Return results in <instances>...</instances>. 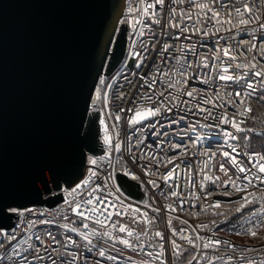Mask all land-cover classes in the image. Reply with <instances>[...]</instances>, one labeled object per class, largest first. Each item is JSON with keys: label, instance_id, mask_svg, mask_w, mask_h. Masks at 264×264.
Instances as JSON below:
<instances>
[{"label": "built area", "instance_id": "1", "mask_svg": "<svg viewBox=\"0 0 264 264\" xmlns=\"http://www.w3.org/2000/svg\"><path fill=\"white\" fill-rule=\"evenodd\" d=\"M154 2V0H152ZM207 2L212 7L221 11L222 16L227 9L231 11L230 5L235 3L239 5V0H193V3ZM252 3L253 0H248ZM256 5H260V0H254ZM141 0H124V8L120 21L127 19L134 21L136 19H147L145 17H137L135 9L140 6ZM168 5H172L177 8V15L181 11L190 12L192 21L197 19V12L199 11L194 6L189 9L188 0H183L182 3L177 2L173 5V0H165V9ZM129 7L133 8V11L129 13ZM160 12L157 9V15L162 16L161 24H152L151 20L147 21V27L142 24L137 25V33L133 35V28L131 24L126 25V48L125 57L130 50V43L132 41L143 40L147 46L148 51L143 52L138 47L137 50L142 51L143 64L140 68H136L135 64L139 63V60L134 58L123 59L122 63L110 76H104L106 82L111 85V88H105L104 91L108 93L109 104L107 107H101L100 102H97V109H99V115L101 118L105 117L106 113H111L114 116L117 113L121 115V121L119 122V131L121 142L123 144L125 133L131 138V145L133 146V152L136 159L133 160L127 151H123L121 154L112 152L102 162L101 167L98 169V177L93 178L95 184L102 185L107 181V190L101 188L97 192L102 200L106 202L100 205V210L108 209L106 213L101 215V212L97 213V217L101 220L105 219V216L111 215V219L104 225H97L94 220L84 221L88 224L87 229H83L81 218L76 216L75 213L66 210L64 204V197L67 193L64 190H60L63 200L55 206L47 207L42 206H30L27 207L30 211L25 212L23 216H20L14 226L8 231L15 234L23 244L25 239L30 238V242L35 243L36 236L42 235L47 232H51L57 241L64 242L65 235L70 236L75 241L74 245H69L67 253L59 246V244H53L51 238L45 237V241L49 246L51 252L53 248L59 249L63 259L71 260L76 257V264H131L129 257L132 260L151 259L148 257L149 252H159V247L149 246V242L152 245L156 244V240L153 233L156 230L165 234V258L171 261V264H187L188 261H192V264H201L200 251L203 248V244L207 243V238L221 239L234 243L237 245V251L240 247L247 246L249 248L254 247L259 250L264 248V243H254L250 241V237L244 234L237 235L240 232V225L243 223V219L247 218L253 222H256L257 217L250 215L252 211L258 214H262L261 218H264V206L259 201V196L264 194V183L259 180L249 177L248 181L237 180V184L241 188H246L247 191L240 193L233 190L231 186L227 191L230 195L223 194V188L212 184L211 182H204L203 177L205 172L210 175L220 177V181H224L229 177L236 179L237 176H243V173H238L230 163V158L223 156L224 151H228L230 156H235L242 164L249 165V156L251 152L264 153L263 149H251L245 148V137L252 135L260 137L263 133L262 129H256L250 127V122L254 112V102L264 93V90L256 88V92L252 94L251 99L247 102L246 106L250 105L252 111L246 112L243 116L234 115L238 112V108L229 104L228 96L224 95L225 91L234 93L237 91L247 92L245 80L247 79V71L242 69L229 70V74L241 75L242 79L239 82L236 81H220L218 76L215 75V71L211 68L204 69L203 67H197L202 63V57H210L213 52L219 51L221 45H224L229 36L232 38V43H240L241 47H238L236 51L241 53L240 61L245 62L243 50L248 48L247 41L250 39L248 31L240 28H232L231 25H225L221 27L219 32H215L212 29H205V32L211 31V35L201 34L198 31H191L192 22L187 21L185 18H180L175 21L177 27L170 26V22L167 16V11ZM204 15L203 12L200 13ZM211 15V13H208ZM235 16V13H232ZM119 21V25L121 24ZM182 25L185 31L181 32L179 26ZM249 27H254L249 26ZM225 28H232L231 32H226ZM139 31H143L145 35L139 36ZM261 31L257 30L253 33L255 39H252V43L256 45H264V39H261ZM165 45L168 46V51H164ZM189 49H193L190 51ZM259 47L256 52L258 53ZM249 52V56L252 55ZM185 55L187 60L193 64L195 73L189 72L186 79L189 82L184 85L189 90L195 88L199 90L201 96L207 94L212 103L202 105V107L213 112L214 118L204 119L207 112H200L198 109L190 114L184 104H179V101H171L166 95L163 102L168 103V106L172 108V111H164L158 118H149V121L142 122L143 128L134 132L131 126L127 125V113L121 112V109L132 108L141 93L151 92L152 89L145 87V82L150 79H157V83L154 85V89L159 92L166 91L167 77L165 74L169 73L170 68L177 66L176 57ZM227 62L228 58H223ZM257 61L260 64H264V56L257 55ZM183 62V61H181ZM208 73H212L214 76L210 78ZM255 79V78H253ZM207 81V82H206ZM249 82H252L249 80ZM258 83V80L256 81ZM219 91L223 99H217L215 92ZM155 99V98H154ZM183 99L189 106H193L192 102L187 96ZM243 99V97H241ZM179 104V107L177 105ZM223 105V107H220ZM222 112H226L229 117V123L224 124L219 120V116ZM236 119V122L241 125L245 131L237 132L231 125V119ZM106 123L111 125L116 123L113 119H106ZM99 144L103 153L97 155H88L94 159H98L105 155L106 146L103 141V126L99 124ZM195 127V131H189L191 127ZM139 127V126H137ZM251 129V131H248ZM225 131L232 133L237 137L236 139H225ZM186 133V134H185ZM199 137V139H198ZM136 138L142 140V144L136 146ZM231 144L236 148V152H232V149L228 147ZM179 145L177 148L176 146ZM171 146V147H170ZM167 156L169 159L175 156L177 159L173 160L171 164L167 165V168L161 167L159 163H156V157L161 161ZM111 160V164L108 163ZM179 163L180 167L174 171L173 178L165 183L157 175L149 176L147 170L150 168L152 172H166L169 169L175 168ZM225 164L228 169L227 175L220 171L219 165ZM93 167L86 161V168ZM125 171H130L132 175L137 176L139 179L133 180L132 175H125ZM258 170H254L255 172ZM115 173L123 174L127 179L136 182L141 192L144 195V201L139 202L125 196L118 188L115 180ZM149 179L156 180L158 187H153L148 184ZM205 183V187H199L201 183ZM75 185H73L74 187ZM171 192H177V196H172ZM211 193V194H209ZM252 193V199L257 202L254 205H249L243 210V218L240 213H236L234 210L239 206L236 201L240 200L242 196H247ZM86 196V193H85ZM119 201L117 208L119 209L123 205L126 215L116 216L108 205L113 201ZM219 202L221 207L215 208L214 205ZM172 204V208L169 209L168 205ZM213 205V206H210ZM91 207V206H88ZM139 208L140 212H133L131 209ZM155 208H160V212H155ZM229 209L232 211L229 212ZM228 213L227 216H221L217 213ZM142 214H146L147 217L152 219L151 224L145 223L141 218ZM68 216V220H64V216ZM171 220V227L168 226V221ZM50 220L51 223H44L43 221ZM28 221L35 222V226L28 228ZM68 223L69 229L72 226L77 227L85 232H92L96 229L97 233L103 231L112 232L113 235L127 237L126 233L119 232V224H125L128 227L135 230V235L130 238L133 240L134 245L137 246L135 251L126 248L123 244L108 240L106 237L101 238L98 235H93V244L101 245L105 248L106 254L116 256V260H107V257H100L98 250H90L87 243L77 234L72 233L68 229L62 227L63 224ZM113 223L117 224V228L113 229L111 226ZM173 230L176 231L175 237H173ZM264 228H259L258 233L263 231ZM147 231L149 235H142ZM136 235L140 236V240L136 241ZM183 237L193 238L196 245L199 247L195 250L187 243ZM176 239L177 243L182 245L183 249H187L183 255L179 258L172 256V249L170 241ZM2 239V238H0ZM8 241L5 240L3 244H0V264H10L7 259V253L11 252V248L8 247ZM15 244V241L12 242ZM114 245V247H113ZM26 247V245H25ZM219 254L224 255L228 249V245L221 244L218 246ZM41 255L44 252L41 251ZM55 258L56 253L52 252ZM209 255L211 253L209 252ZM195 258V259H194ZM155 264V262H154ZM219 264V262H217ZM224 264H231L228 261L227 256L224 255Z\"/></svg>", "mask_w": 264, "mask_h": 264}, {"label": "snow or ice", "instance_id": "2", "mask_svg": "<svg viewBox=\"0 0 264 264\" xmlns=\"http://www.w3.org/2000/svg\"><path fill=\"white\" fill-rule=\"evenodd\" d=\"M177 2L182 3L183 0H173V5ZM189 9L193 6L198 9L197 19L192 21V16L190 12L181 11L179 15H177V8L168 5L167 10L165 9V0H141L140 6L135 9L137 17H145L147 19H136L134 21H129L124 19L120 21L122 24H131L133 28V35H135L138 31L137 25L142 24L147 27V21L151 20L152 24H161L162 16L157 15V9L160 12L167 11V16L170 22V26L176 28L178 25L175 23L176 20L180 18H185L187 21L192 22V28L189 29L191 31H198L199 33L211 35V31L205 32V29H212L215 32H219L221 27L225 25H231L232 28H243V30L248 31L250 35V39L247 41L248 48L243 50V54L245 57V62H239L241 53L236 51L238 47H241L240 43L236 44L232 43V38L229 36L228 41L221 45L219 51L213 52L210 57H202V63L197 65V67H203L204 69H213L215 71V75L218 76L220 81H236L239 82L242 79L243 73L241 75L229 74V70L232 69L235 72V69H242L247 71V79L245 80L247 92H234L229 93L225 91L224 95L228 96V103L236 106L238 108V112L234 115L243 116L246 112L250 113L252 111L250 105L246 106L247 102L251 99L252 94L256 92V88H260L264 90V64H260L257 61V55L264 56V45H256L252 43V39H255L253 33L257 30L261 31V39H264V0H260V5H256L253 2L249 3L248 0H239V5L233 3L229 7L231 11L225 10L224 15L222 16L221 11L217 8L212 7L207 2L201 3H193V0H188ZM133 11L132 7H129V13ZM203 12L204 15L201 16L200 13ZM235 13V16L232 13ZM211 13V15H208ZM254 27H249L253 26ZM232 28H225L226 32H231ZM179 30L181 32L185 31V28L180 25ZM116 28L113 27L109 32V39L106 40L105 49L103 51H97L95 53L96 56L99 57L101 63L95 64L93 61L92 65V74L91 78L93 81H98V83H93L91 85L85 86V91L83 92V104L84 107L80 110L79 113V124L77 126V134L81 137V151H80V161L77 163L76 160H69L66 162V167L69 170V174L67 177H60L59 179H63L64 182L68 185L65 189L67 193L66 197H64V204L66 206L67 211H71L75 213L76 216L81 218V223L83 225V229L88 228L87 223H83L84 221L94 220L97 225H104L108 220L111 219V215L105 216V219L101 220L97 217V213L101 212L100 205L104 204L106 201L102 200L99 196H97V192L101 190V188L107 190L108 184L105 181L102 185L95 184L94 179L98 177V169L101 167L102 162L108 157L112 152L117 154H121L123 151H127L129 156L132 157L133 160L136 159L135 153L133 152V146L131 145V138L127 136L125 133L124 142L122 144L120 131H119V122L121 121L120 113L112 116L111 113H106L104 118H101L99 115V109H97V102H100L101 107H107L109 104L108 93L104 91L105 88H111L105 77L101 75V68L103 67V60L108 56L109 51H111L113 57L116 55V46L119 44V37L116 36ZM145 33L143 31H139V36L143 37ZM109 45H113L111 49H109ZM130 50L127 53L125 59L134 58L135 60H139V63L135 64L136 68H140L143 64L142 60V51L137 50L138 47L143 50V52H147L148 48L144 44L143 40H140L137 44V41H132L130 43ZM257 47H259L258 53L256 52ZM193 51V49H189ZM164 51H168V46L165 45ZM249 52L253 54L249 56ZM227 57L228 60L225 62L223 58ZM177 66L170 68L169 73L165 74L167 77V85L166 91L159 92L154 89V85L158 82L157 79L153 78L145 82V87L152 89L151 92L141 93L136 104L132 108L121 109V112L127 113V125L131 126L134 132L140 130V128L144 127L142 122L149 121V118H158L163 114L164 111H172V108L168 106V103L171 101H179V104H184L187 108L188 112L191 114L194 109H198L200 112H207V115L204 119L214 118L213 112L202 107V105H206L212 103L211 99L204 94L201 96L199 90L193 88L189 90L187 87H184L189 80L186 79L188 77L189 72L195 73V69L193 64L190 63L185 55H180L176 57ZM183 61V62H181ZM210 78L214 79L212 73H208ZM255 78V79H253ZM251 80L252 82H249ZM258 80V83L256 81ZM207 82V81H206ZM94 93V98H93ZM168 96L170 98L168 103L163 102V97ZM217 99H223L220 95V92H215ZM184 96H187L189 100L192 102L193 106H189L185 100ZM243 97V99H241ZM155 98V99H154ZM179 104L177 107H179ZM223 107V105H220ZM111 118L116 123L108 125L106 123V119ZM97 120L99 124L103 126V141L106 146L105 155L99 157L98 159H94L91 156L87 158L88 164L93 167L84 168L83 166V149H88L92 151L91 142L94 141L97 131ZM219 120L227 124L229 123V117L226 112H222L219 116ZM151 122V121H149ZM231 125L237 132H243L245 129L241 127L240 124L236 122V119L233 117L231 119ZM139 126V127H137ZM189 131H195V127H191ZM251 131V129H248ZM186 134V133H185ZM264 134V133H262ZM225 139H236L234 134L228 133L225 131ZM199 139V137H198ZM247 140L248 138L245 137ZM143 142L139 138H136V146L141 145ZM171 147V146H170ZM177 148L179 145L176 146ZM229 148L232 149V152H236V148L231 144L228 145ZM247 148V145H245ZM223 156L225 158H230L231 165L236 168L238 173H243V176H237L236 179L229 177L224 181H220V177L210 175L205 172L203 180L204 182H211L214 185L220 186L223 188L224 195H230L227 191L228 187L231 186L236 192H246V188H241L237 184V180H244L251 183L249 177L252 176L253 179L259 180L261 183H264V153L260 152H251L249 156V165L242 164L235 156H230L228 151L223 152ZM175 156L170 159L165 156V159L161 161L158 157H156V163H159L161 167L167 168L168 164H171L173 160H176ZM108 163L111 164V160H108ZM179 163L176 164L175 168L169 169L166 172H152L149 168L147 170V174L149 176L157 175L160 179H162L165 183H168L172 178L174 171L179 169ZM220 171L224 172L227 175L228 169L225 167L224 163L219 165ZM50 172H53V183L59 188V179L56 177L53 169H47ZM254 170H258L254 174ZM45 169H39L33 176L32 182L29 188V192L35 194L37 197L40 196L41 190L36 187V182L44 185L43 191L47 192L49 189L47 188V181H45L43 173ZM125 175H132L130 171H125ZM133 180L139 179L137 176L132 175ZM78 181V182H77ZM202 182L199 187L204 188L205 183ZM148 184H151L153 187H158L156 180L149 179L147 181ZM73 185H75L73 187ZM86 193V196H85ZM211 194V193H209ZM172 196H177V192H171ZM252 193H249L247 196H242L240 200H237L236 203L239 205L234 211L236 213L241 214V218H243V210H245L249 205H254L257 201L252 199ZM25 195L22 193L19 196L9 197L2 191H0V244H3L5 240H7L8 247L11 248V252L7 253V259L10 261V264H76V257H73L71 260H65L62 258L59 249L53 248L52 251H49V246L45 241V237L51 238V242L53 244H59L67 253L69 245H74L75 241L72 240L70 236L65 235L64 242L61 243L57 241L56 238L52 235L51 232L44 233L42 235H37L35 240L36 242H30V238L25 239L23 244L20 243L17 236L8 231L6 225L8 221L13 220L14 218L19 219L20 216H23L25 212H29L30 210L26 205L20 203V199L24 198ZM259 201L262 206H264V194L259 196ZM119 201H113L108 205V208H111L116 216L126 215L124 212L123 205L120 208H117ZM91 206V207H88ZM210 206H213L210 204ZM172 204L168 205V208L171 209ZM215 208H220L221 205L217 202L214 205ZM108 209H104L101 212V215L106 213ZM133 212H140L139 208L131 209ZM155 212H160V208H155ZM232 210L229 209V212ZM218 215L227 216L228 213L218 212ZM252 216H256V222H253L247 218L243 219V223L240 225V232H237V235H247L250 238H256L258 236V229L264 228V218H261L262 214H258L255 211L250 213ZM142 219H144L146 225L152 223V219L147 217L146 214H142ZM64 220H68V216H64ZM44 223H51L53 221L45 220ZM28 228H32L35 226V222L28 221ZM171 220L168 221V226L171 227ZM64 229L70 230L72 233H77L88 245L90 250H98V255L100 257H107V260H116V256L111 254H106L105 248L98 244H93L92 236L98 235L101 238L106 237L108 240H112L123 244L126 248L132 249V251L136 250L138 245L135 244L132 238L135 235V230L128 227L125 224H119V232L126 233L127 237L113 235L112 232L103 231L100 233L96 232V229H93L92 232H85L81 229H78L75 226H72L69 229V224L65 223L62 225ZM113 229L117 228V224L113 223L111 226ZM176 231L173 230V237H175ZM142 235H149L147 231L142 233ZM156 240V244L152 245L149 242V246L159 247V252H149L148 257L151 259L140 260L139 264H171V261L165 258V244L168 242L166 240L165 234L159 230L154 231L153 233ZM184 240L187 241L189 245L192 246V249L195 250L199 246L196 245L195 240L189 237H183ZM140 240V236L136 235V241ZM15 241V244L12 242ZM172 256L174 258H179L183 255L187 249H183L182 245L177 243L176 239H171L170 241ZM221 244L228 245V249L226 250L224 255L227 256V259L231 264H264V248L259 250L254 247L249 248L247 246H243L239 248L237 251V245L234 243H229L228 241H224L221 239H213L207 238V243L203 244V248L200 251L201 264H224V255L219 254L218 246ZM26 245V247H25ZM114 247V245H113ZM41 251L44 252V255H41ZM52 252L56 253L55 258L52 255ZM209 252L211 255H209ZM195 259V258H194ZM131 264H137V261L132 260L129 257ZM187 264H192V261H188Z\"/></svg>", "mask_w": 264, "mask_h": 264}, {"label": "water", "instance_id": "3", "mask_svg": "<svg viewBox=\"0 0 264 264\" xmlns=\"http://www.w3.org/2000/svg\"><path fill=\"white\" fill-rule=\"evenodd\" d=\"M123 8L124 0H0V191L9 197L23 193L19 202L27 207L63 200L60 190L68 185L59 178L69 174L67 161H80L83 92L98 83L91 78L93 61L101 63L95 53L105 49L113 27L119 44L116 55L109 51L103 60L101 75L110 76L125 55ZM97 131L93 150L83 149L84 168L87 155L104 152L98 120ZM41 168L49 191L37 181V197L29 188ZM115 180L125 196L144 201L136 182L121 173ZM16 221H8L7 229Z\"/></svg>", "mask_w": 264, "mask_h": 264}, {"label": "trees", "instance_id": "4", "mask_svg": "<svg viewBox=\"0 0 264 264\" xmlns=\"http://www.w3.org/2000/svg\"><path fill=\"white\" fill-rule=\"evenodd\" d=\"M264 93L261 94V96L255 101L254 105V112H253V117L250 122L253 126H257L256 128L262 129L264 133ZM247 140L245 139V145L251 149H263L264 148V134H262L260 137H255L252 135L247 136ZM260 144H263L262 147H257L260 146ZM254 243H264V242H254Z\"/></svg>", "mask_w": 264, "mask_h": 264}, {"label": "rangeland", "instance_id": "5", "mask_svg": "<svg viewBox=\"0 0 264 264\" xmlns=\"http://www.w3.org/2000/svg\"><path fill=\"white\" fill-rule=\"evenodd\" d=\"M261 99H264V98H261ZM257 103V102H256ZM255 102H254V105L256 104ZM250 127H252V128H256L257 126H253L252 124H250ZM256 129H258V128H256ZM263 146V144H260V146H257V147H262ZM257 149V148H256ZM250 241L251 242H264V230L263 231H260L259 233H258V236L256 237V238H251L250 239Z\"/></svg>", "mask_w": 264, "mask_h": 264}, {"label": "bare ground", "instance_id": "6", "mask_svg": "<svg viewBox=\"0 0 264 264\" xmlns=\"http://www.w3.org/2000/svg\"><path fill=\"white\" fill-rule=\"evenodd\" d=\"M124 57H125V55H124ZM124 57H123V59H124ZM123 59H122V61H123ZM122 61H121V63H122ZM121 63H120V64H121ZM120 64H119V65H120ZM119 65H118V66H119ZM116 69H117V68H116ZM116 69H115V70H116ZM115 70H114V71H115ZM114 71H113V72H114ZM113 72H112L111 74H113ZM93 98H94V94H93ZM87 158H88V155H87ZM86 161H87V159H86ZM64 189H66V188H65V187H62V188H61V190H64ZM60 193H61V192H60ZM51 194H54V193H51ZM61 194H62V193H61Z\"/></svg>", "mask_w": 264, "mask_h": 264}]
</instances>
